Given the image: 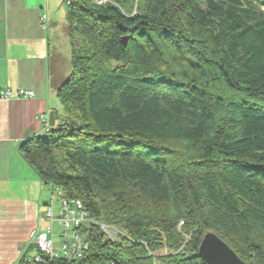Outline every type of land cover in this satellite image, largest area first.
<instances>
[{"label": "trees", "instance_id": "trees-1", "mask_svg": "<svg viewBox=\"0 0 264 264\" xmlns=\"http://www.w3.org/2000/svg\"><path fill=\"white\" fill-rule=\"evenodd\" d=\"M69 8L67 119L19 152L124 236L93 226L81 260L46 264H206L209 232L264 264V0Z\"/></svg>", "mask_w": 264, "mask_h": 264}, {"label": "crops", "instance_id": "crops-1", "mask_svg": "<svg viewBox=\"0 0 264 264\" xmlns=\"http://www.w3.org/2000/svg\"><path fill=\"white\" fill-rule=\"evenodd\" d=\"M69 9L66 0H0V95L19 88L35 92L32 99H0V264H22L37 254L32 232L49 225L41 217L53 197L46 189L51 187L19 147L49 136L42 115L48 117L50 132L67 119L56 86L70 65ZM43 15L47 30L41 26Z\"/></svg>", "mask_w": 264, "mask_h": 264}, {"label": "built area", "instance_id": "built-area-1", "mask_svg": "<svg viewBox=\"0 0 264 264\" xmlns=\"http://www.w3.org/2000/svg\"><path fill=\"white\" fill-rule=\"evenodd\" d=\"M99 4H103L106 0H96ZM68 6L72 5V0H66ZM41 26L44 30L48 28V17L43 15L40 18ZM35 92L19 88L16 92L10 90L0 95L1 100L11 99H32ZM45 124V131L50 133L48 117L41 116ZM57 192L56 196L46 204V209L42 214V220L48 222L47 229L43 231L32 232V242L37 248V254L27 256L23 259L22 264H46L52 263L54 260H62L66 263H72L81 260L90 249L89 234L84 231L91 227H99L105 234L107 240L118 242L124 234L114 227L107 226L90 219L84 204L78 199H66L63 197L62 191L54 186H50ZM58 204V210L55 205ZM183 223L180 224L182 226ZM56 227H59V231ZM117 231V232H116ZM115 232L116 237L112 236ZM110 264H116L111 262Z\"/></svg>", "mask_w": 264, "mask_h": 264}, {"label": "water", "instance_id": "water-1", "mask_svg": "<svg viewBox=\"0 0 264 264\" xmlns=\"http://www.w3.org/2000/svg\"><path fill=\"white\" fill-rule=\"evenodd\" d=\"M206 264H247L215 233H207L199 248Z\"/></svg>", "mask_w": 264, "mask_h": 264}, {"label": "rangeland", "instance_id": "rangeland-1", "mask_svg": "<svg viewBox=\"0 0 264 264\" xmlns=\"http://www.w3.org/2000/svg\"><path fill=\"white\" fill-rule=\"evenodd\" d=\"M63 59V62L61 63L62 64V67H64V62H66L65 60H64V58L63 57H58V61L59 60H62ZM69 68L67 67V65L65 66V71H67ZM68 72H69V70H68ZM68 72H67V74H68ZM66 74V75H67ZM46 189L48 190V192H50V194L51 195H53V196H56L57 195V192L56 191H54V190H52L51 188H49V187H46ZM55 209L57 210V208H56V206H55ZM115 228V227H114ZM116 230H118L117 228H115ZM118 231H120V230H118ZM117 232V231H116ZM120 232H122V231H120ZM117 235V234H116ZM116 235H115V232H112V236L115 238L116 237ZM117 238V237H116Z\"/></svg>", "mask_w": 264, "mask_h": 264}]
</instances>
